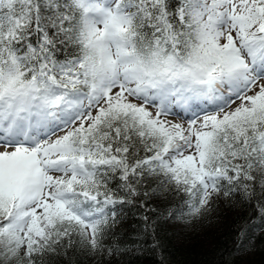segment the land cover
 I'll use <instances>...</instances> for the list:
<instances>
[{
	"label": "snow or ice",
	"instance_id": "6c2138e0",
	"mask_svg": "<svg viewBox=\"0 0 264 264\" xmlns=\"http://www.w3.org/2000/svg\"><path fill=\"white\" fill-rule=\"evenodd\" d=\"M237 195L264 229V0H0V264L112 255L138 199L193 223Z\"/></svg>",
	"mask_w": 264,
	"mask_h": 264
},
{
	"label": "trees",
	"instance_id": "16d2710c",
	"mask_svg": "<svg viewBox=\"0 0 264 264\" xmlns=\"http://www.w3.org/2000/svg\"><path fill=\"white\" fill-rule=\"evenodd\" d=\"M143 199L146 208L140 207L139 199L123 206V222L114 229L119 235L106 241L116 247L112 255L106 251L89 254L77 246L68 250L67 255L54 256V264H264V229L255 202L248 205L239 195L227 201L221 199L216 210L203 220L185 223L167 215L179 206V198ZM146 215L154 225V232L144 250L133 253L116 246L115 240L135 239L136 232L145 226L143 217ZM244 227L253 229L250 252L242 256L229 255L234 252L233 245L240 240V230ZM153 240L155 247H152Z\"/></svg>",
	"mask_w": 264,
	"mask_h": 264
}]
</instances>
